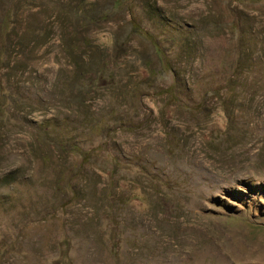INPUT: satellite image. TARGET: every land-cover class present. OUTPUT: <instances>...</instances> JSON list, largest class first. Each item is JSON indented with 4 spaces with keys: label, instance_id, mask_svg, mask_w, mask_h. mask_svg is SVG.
Masks as SVG:
<instances>
[{
    "label": "rangeland",
    "instance_id": "374dc122",
    "mask_svg": "<svg viewBox=\"0 0 264 264\" xmlns=\"http://www.w3.org/2000/svg\"><path fill=\"white\" fill-rule=\"evenodd\" d=\"M0 107V264H264V0H0Z\"/></svg>",
    "mask_w": 264,
    "mask_h": 264
},
{
    "label": "trees",
    "instance_id": "16d2710c",
    "mask_svg": "<svg viewBox=\"0 0 264 264\" xmlns=\"http://www.w3.org/2000/svg\"><path fill=\"white\" fill-rule=\"evenodd\" d=\"M145 35H147V34H145ZM151 42H152V44L154 46V50L156 51V53L158 55V59L161 61V65L163 66V68L166 71H168V72L172 71L171 69H169V61H170V59L164 55L163 51L160 49V46H159V44L157 42H154L152 40H151ZM98 82L100 83V85H103V83H102L103 82V77H101L100 81H98ZM97 85L99 86V84H97ZM2 116H3V112H2V109L0 107V118H2Z\"/></svg>",
    "mask_w": 264,
    "mask_h": 264
}]
</instances>
